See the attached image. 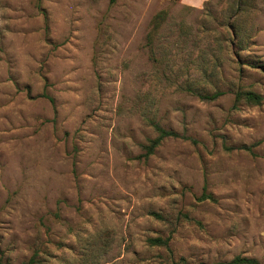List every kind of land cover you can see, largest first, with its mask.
Instances as JSON below:
<instances>
[{
	"label": "rangeland",
	"instance_id": "1",
	"mask_svg": "<svg viewBox=\"0 0 264 264\" xmlns=\"http://www.w3.org/2000/svg\"><path fill=\"white\" fill-rule=\"evenodd\" d=\"M254 65L264 0H0V264H264Z\"/></svg>",
	"mask_w": 264,
	"mask_h": 264
},
{
	"label": "trees",
	"instance_id": "2",
	"mask_svg": "<svg viewBox=\"0 0 264 264\" xmlns=\"http://www.w3.org/2000/svg\"><path fill=\"white\" fill-rule=\"evenodd\" d=\"M116 0H111L112 3H114ZM38 4L41 6V0H38ZM162 14H158L154 19V27L158 28V26L161 23ZM255 68H260L264 70V65H254ZM221 95V92L213 93L212 95H204V98L208 99H214ZM237 101L239 100H245L249 103H255L259 104L263 101V96L253 92V91H239L236 94ZM157 130V136L150 140L149 144L145 145V153L144 156H150L154 153L155 149L167 138H173L178 137L179 134L176 131L165 129L159 125L155 126ZM200 200H215L213 195L211 193H208L206 191L203 192V194L199 197ZM159 216L158 214H155ZM148 241L152 245H168L170 241V237L162 238V237H156V238H149ZM255 260L252 258H247L243 256H236L230 261H224V262H216L212 264H254Z\"/></svg>",
	"mask_w": 264,
	"mask_h": 264
},
{
	"label": "crops",
	"instance_id": "3",
	"mask_svg": "<svg viewBox=\"0 0 264 264\" xmlns=\"http://www.w3.org/2000/svg\"><path fill=\"white\" fill-rule=\"evenodd\" d=\"M186 1L188 4H190L193 7L200 6L201 3L203 2V0H186Z\"/></svg>",
	"mask_w": 264,
	"mask_h": 264
}]
</instances>
